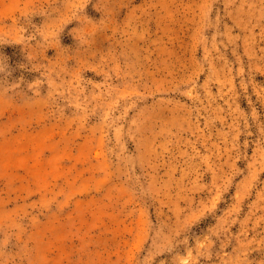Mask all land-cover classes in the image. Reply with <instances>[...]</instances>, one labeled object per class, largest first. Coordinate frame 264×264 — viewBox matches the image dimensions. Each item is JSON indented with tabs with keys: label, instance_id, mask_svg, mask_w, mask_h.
<instances>
[{
	"label": "rangeland",
	"instance_id": "obj_1",
	"mask_svg": "<svg viewBox=\"0 0 264 264\" xmlns=\"http://www.w3.org/2000/svg\"><path fill=\"white\" fill-rule=\"evenodd\" d=\"M0 264H264V0H0Z\"/></svg>",
	"mask_w": 264,
	"mask_h": 264
}]
</instances>
